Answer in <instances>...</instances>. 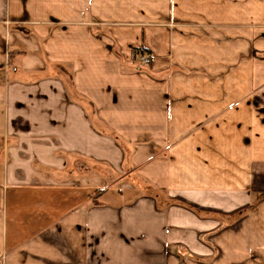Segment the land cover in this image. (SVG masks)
<instances>
[{
    "label": "crops",
    "instance_id": "1",
    "mask_svg": "<svg viewBox=\"0 0 264 264\" xmlns=\"http://www.w3.org/2000/svg\"><path fill=\"white\" fill-rule=\"evenodd\" d=\"M0 264H264V0H0Z\"/></svg>",
    "mask_w": 264,
    "mask_h": 264
},
{
    "label": "built area",
    "instance_id": "2",
    "mask_svg": "<svg viewBox=\"0 0 264 264\" xmlns=\"http://www.w3.org/2000/svg\"><path fill=\"white\" fill-rule=\"evenodd\" d=\"M150 61V55L148 53H144L141 55V57H139V62L141 64L146 65L147 63H149Z\"/></svg>",
    "mask_w": 264,
    "mask_h": 264
},
{
    "label": "rangeland",
    "instance_id": "3",
    "mask_svg": "<svg viewBox=\"0 0 264 264\" xmlns=\"http://www.w3.org/2000/svg\"><path fill=\"white\" fill-rule=\"evenodd\" d=\"M110 183V182H109ZM108 182H107V184H109ZM111 184V183H110Z\"/></svg>",
    "mask_w": 264,
    "mask_h": 264
},
{
    "label": "trees",
    "instance_id": "4",
    "mask_svg": "<svg viewBox=\"0 0 264 264\" xmlns=\"http://www.w3.org/2000/svg\"><path fill=\"white\" fill-rule=\"evenodd\" d=\"M96 191H97V190H96ZM96 191H95V192H96Z\"/></svg>",
    "mask_w": 264,
    "mask_h": 264
}]
</instances>
